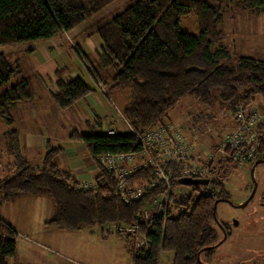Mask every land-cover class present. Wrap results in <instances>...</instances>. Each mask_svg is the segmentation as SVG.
<instances>
[{
    "label": "trees",
    "instance_id": "obj_1",
    "mask_svg": "<svg viewBox=\"0 0 264 264\" xmlns=\"http://www.w3.org/2000/svg\"><path fill=\"white\" fill-rule=\"evenodd\" d=\"M116 1L0 0V47L52 40L81 26ZM232 1L249 14L264 17V0ZM192 11L200 30L198 36L180 30V21ZM223 21L224 8L208 0H138L96 28L94 35L101 40L102 51L98 65L114 71L111 91L130 93L122 116L132 131L142 136L164 123L185 98L208 108L219 103L233 117L238 107L251 106L257 98L263 101L264 108V61L244 56L233 58L223 46ZM83 58L90 61L87 55ZM88 64L92 75L99 77L97 68ZM65 74L64 69L56 72L57 92L52 99L62 110H69L96 89L81 78L67 80ZM35 100L33 77L24 76L20 60L14 55L0 53V119L8 129L4 135L5 152L16 171L0 182V206L28 196L47 197L55 211L44 225L61 231L140 222L143 210L167 187L159 185L140 200L125 203L114 189L115 174L106 171L98 161L101 155L138 152V138L133 133L108 134L103 117L98 115L93 122L83 124L82 134L74 131L70 139L84 144L99 170L93 180L96 189H80L76 175L62 170L58 164L65 151L63 146L47 145L37 167L25 157L21 136L13 129L11 108ZM259 130L262 135L252 166L256 161H264V126ZM177 171L171 167V172ZM226 177L211 180L210 185L218 192L199 196L201 187H192L195 193L183 199L174 192L180 181L172 178L166 221L153 215L147 225L142 224L143 232L150 226L148 251L136 256L132 241L125 240L132 264H160L165 252L173 253V264H211L218 248L212 247L219 242L220 234L214 226V203L231 199L223 182ZM152 178L153 167L149 166L135 171L129 181L139 183ZM17 236L15 228L0 219V264H10L17 257Z\"/></svg>",
    "mask_w": 264,
    "mask_h": 264
},
{
    "label": "rangeland",
    "instance_id": "obj_2",
    "mask_svg": "<svg viewBox=\"0 0 264 264\" xmlns=\"http://www.w3.org/2000/svg\"><path fill=\"white\" fill-rule=\"evenodd\" d=\"M136 1L138 0H117L108 9L97 15L98 17L95 16L86 24L90 26L94 22V26H99L102 23L111 21ZM208 1L213 5H221L224 8V21L221 25V30L225 34L223 46L230 52L231 56L235 59L244 56L264 61V17L249 14L232 0ZM84 27L85 25L81 28ZM180 30L183 33L195 36L200 34L194 11L180 21ZM64 38L67 41L65 46L73 51L71 49L72 43L78 41V39L74 35L71 37L64 36ZM44 44L46 45V43L40 42L0 47V53L11 54V57L14 55L16 59L20 60L24 76L32 77L38 72L37 67L39 64L35 60L45 62L52 58V54L49 51L47 53H37V57L34 59L26 51L32 48L39 50ZM67 48L65 47V50ZM70 60L73 66L83 70L87 83L94 86L95 83L90 72L85 69L79 57L74 54ZM66 62L68 64L67 68H70V62ZM54 66L56 67V64ZM100 69H97V72L100 73ZM113 73L112 69H108L104 75L100 74L104 78V82L110 83L113 79ZM15 81L18 80L11 81L9 86L14 84ZM36 92L40 93L38 90ZM97 95V98L103 100L104 105L106 104L108 107L106 111L118 117L112 122H110L111 119L108 120L110 123H106V126H111L112 123V126L119 129L120 132H129L124 127L121 111L127 105L130 93L127 91H112L111 94L105 95L99 92ZM252 107L264 114L263 101L260 98H257ZM195 114H201L218 130L219 139H223L226 132L235 126L232 114L225 107L220 106L219 103H216L213 108H208L190 98L181 100L167 119H172L177 123V118L189 117L188 123L190 124V117L192 118ZM1 124L3 125L2 122ZM59 133L65 135L62 129ZM200 137L201 145L204 147L211 148L215 143L212 134H203ZM63 139V141H66L65 138ZM69 142L68 139L67 143L61 142L60 145L66 150L71 147L80 154L66 153L64 156H59L58 164L65 171L72 170L75 163L84 159L82 150L79 149L83 145L81 143L71 145ZM4 160H9V158L2 154L1 162L3 163ZM30 160L32 161L31 158ZM89 162L90 165H94L91 160ZM34 165L36 164L34 163ZM3 170L5 171L1 175V180L15 175L14 172H8L13 169L5 168ZM251 170L252 164L237 168L231 171L229 176L223 180L233 204H218L216 210L218 222L215 220L214 226L219 228V224H226L229 226L231 234L218 246L212 264H264V206L261 205L264 200V163L258 165L253 174ZM89 182L92 181L89 180ZM255 185H257L255 196L247 206L240 208V205L251 196ZM174 192L182 199L184 196H192L195 193L192 187L183 185L176 186ZM48 200L43 198L27 199L21 202L16 201L15 205L3 203L0 206L2 219L5 221L9 219L18 233L16 237L17 257L10 261V264H131L125 240L116 235L114 230H112L109 238H103L101 230L105 227L82 231H60L54 228H46L44 223L53 217L55 211L52 201ZM154 205L155 203L152 204V207ZM192 205L193 199L189 203L190 207ZM221 230L219 239H224L225 234ZM173 258V253L165 252L161 256L160 264H173Z\"/></svg>",
    "mask_w": 264,
    "mask_h": 264
},
{
    "label": "built area",
    "instance_id": "obj_3",
    "mask_svg": "<svg viewBox=\"0 0 264 264\" xmlns=\"http://www.w3.org/2000/svg\"><path fill=\"white\" fill-rule=\"evenodd\" d=\"M235 126L226 132L223 139H219V132L201 114L190 117L188 135L172 119L150 129L139 136L128 125L129 133H133L139 140L140 150L131 153L106 154L98 157L101 166L108 172L115 174V191L125 202L131 203L140 200L147 193L159 185L167 187L155 203L145 208L141 213V221L131 225L112 224L104 226L101 230L103 238H109L112 230L124 240H131L136 256L148 251L147 234L142 231V224L147 225L152 216L163 218L169 216L171 207L170 198L172 189L171 179L179 181L185 178L209 180V185L202 186L197 192L199 196H207L218 192L210 185L213 179H222L229 175L231 170L251 165L259 148V138L264 126V114L251 106H240L233 117ZM107 133L114 135L116 130L106 129ZM124 133V132H122ZM212 134L216 138L214 145L204 147L201 145V135ZM153 167V178L150 181L133 183L129 178L139 169ZM176 167V173L171 172ZM169 169L167 172L166 169ZM80 189H96L94 181L80 183Z\"/></svg>",
    "mask_w": 264,
    "mask_h": 264
},
{
    "label": "crops",
    "instance_id": "obj_4",
    "mask_svg": "<svg viewBox=\"0 0 264 264\" xmlns=\"http://www.w3.org/2000/svg\"><path fill=\"white\" fill-rule=\"evenodd\" d=\"M110 7V6H109ZM108 9V8H106ZM98 17V16H96ZM95 17L91 18L94 19ZM89 19V20H91ZM87 20V21H89ZM83 23L81 26L77 27L76 29L72 30L68 33H61L57 35L54 39L45 41L43 43H46V45H42V47L37 50L36 48L30 49L32 52L31 57L35 59L37 57V53H47L49 51L50 54H52V58L47 61H37L38 62V72L32 76L33 77V87L36 93V100L33 102H21L14 104L11 108L12 115L14 117L15 123L13 129L17 130L21 136L22 140V146H23V152L25 157L31 162V164L35 167L40 166L43 157L47 150V145H51L53 147L62 146L60 145L61 142H66L69 139V143L71 145L75 144H82V148L79 149L82 150V153L84 155V159H81L77 163L74 164V167L70 172L74 173L80 183L82 182H89L93 181L95 177L99 174V170L97 165L92 161L90 156L88 155L86 148L82 142L79 141H72L70 139L71 134L74 131H77L79 134H82L84 131L83 124L85 122H93L94 116L98 115L100 117L104 116L105 123H104V129H114L118 132L119 129L114 126H106V123H110L114 121L117 116H114L113 113H109L107 110L106 104L104 105L103 100L97 98V94L99 92L103 94H111V87L113 79L110 81V83H106L103 81V77L101 74H105L106 70L105 68H101L98 65V59L102 54L101 51V40L98 39L96 35H94L97 26H94L93 24H90L88 26L86 23ZM83 25H85L84 28H81ZM88 26V27H87ZM90 30V31H89ZM72 34V35H71ZM75 36V38L78 39V41H72V50L70 51L67 46H65V43L67 42L64 36ZM40 43V42H38ZM65 47L67 50H65ZM29 51V50H28ZM26 51V52H28ZM69 51V52H68ZM79 52V53H78ZM76 55L79 57L83 65L85 66V69L90 72V67L88 66L90 63V66H94L97 69H100L99 77H96L92 75L90 72L93 81L94 86L87 83L85 80L84 72L81 68L75 67L71 64V58H73V55ZM83 55H87L90 61H85L83 58ZM70 62V68H67V62ZM54 62V63H52ZM92 63V65H91ZM56 64V67L54 66ZM64 69L66 71V77L67 80L70 79H76L81 78L86 81V83L91 87L96 89V92L89 95L86 99L82 100L81 102L77 103V105L69 110H62L52 99V94L54 92H57L56 87V72L58 70ZM65 77V78H66ZM114 78V73H113ZM35 81V82H34ZM36 90L40 91V93H37ZM115 92V91H114ZM108 96V95H107ZM106 106V108H104ZM122 114V111H121ZM120 114V115H121ZM107 115V116H105ZM113 117V118H112ZM189 118V117H188ZM188 118H177V124L178 126L183 129L186 134L188 135V129H189V123ZM108 122V120H110ZM121 120V119H118ZM0 121L3 123V121L0 119ZM122 121V120H121ZM0 122V182L1 175L5 171L3 169H13L10 172H14L15 174V167L12 163V160L6 155L5 152V139L4 135L8 131L7 127L1 124ZM124 122V121H123ZM114 125V124H113ZM124 127L128 129V125L124 122ZM65 133V135H60V131ZM72 131V132H71ZM122 133V132H120ZM124 133H129L127 131H124ZM65 138L66 141H63ZM213 142H216V138L214 137ZM4 146V149H3ZM71 148V147H70ZM68 149L62 154L63 156L66 153L70 154H80L77 150L75 152V149ZM85 151V152H84ZM87 153V154H86ZM2 154H4L6 157L9 158V160H4L3 163L1 162ZM61 155V156H62ZM42 156V157H40ZM32 159V161L30 160ZM78 160V159H77ZM89 160H91L94 165H90ZM98 170V171H97ZM43 198L49 201L47 197L38 196H28L19 198L16 201L21 202L27 199H38ZM11 202V205H15L16 202ZM45 200H43L44 202ZM52 201V200H51ZM46 203V202H44ZM53 203V202H52ZM54 206V204H53ZM55 210V207H54ZM0 219L2 217L0 216ZM7 223L11 224V221L9 219H6ZM12 225V224H11ZM13 226V225H12ZM48 228V227H46ZM61 231V230H60ZM132 264V260H131Z\"/></svg>",
    "mask_w": 264,
    "mask_h": 264
},
{
    "label": "water",
    "instance_id": "obj_5",
    "mask_svg": "<svg viewBox=\"0 0 264 264\" xmlns=\"http://www.w3.org/2000/svg\"><path fill=\"white\" fill-rule=\"evenodd\" d=\"M264 163V161H256L254 163V165L252 166V174L254 173L256 167L260 164ZM180 184L183 185V186H189V187H198V186H207L209 185V180H201V179H192V178H185L183 180L180 181ZM256 189H257V185H255L254 189H253V192L251 194V196L244 202L240 205V208H243L245 206H247L249 204V202L253 199V197L255 196V193H256ZM219 203H229V204H233L231 200L229 199H221V200H217L215 203H214V207H213V210H214V220L217 221V218H216V210H217V206ZM218 222V221H217ZM220 228L223 230L224 232V239L220 240L215 246H213L212 248H217L218 246H220L224 240L227 239V232L225 231L224 227L222 224H219ZM211 247H207L205 249H210ZM200 254L201 252L198 253V261H200Z\"/></svg>",
    "mask_w": 264,
    "mask_h": 264
},
{
    "label": "flooded vegetation",
    "instance_id": "obj_6",
    "mask_svg": "<svg viewBox=\"0 0 264 264\" xmlns=\"http://www.w3.org/2000/svg\"><path fill=\"white\" fill-rule=\"evenodd\" d=\"M263 199H264V194H263ZM229 200H231V199H229ZM264 201V200H263ZM261 202V205L262 206H264V202ZM229 204V203H228ZM223 226H224V229H225V231L227 232V237H229L230 236V230H229V226L228 225H226V224H223ZM227 227V228H226ZM220 228V227H219ZM220 230H221V228H220ZM221 231H223V230H221ZM222 239V238H221ZM221 239H219V241L221 240ZM209 264V263H208ZM212 264V263H211Z\"/></svg>",
    "mask_w": 264,
    "mask_h": 264
}]
</instances>
